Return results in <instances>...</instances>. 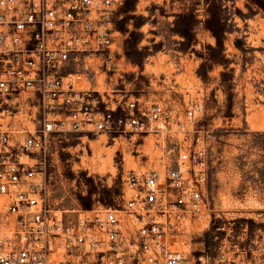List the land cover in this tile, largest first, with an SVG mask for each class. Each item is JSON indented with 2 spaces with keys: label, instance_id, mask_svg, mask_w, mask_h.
Wrapping results in <instances>:
<instances>
[{
  "label": "built area",
  "instance_id": "obj_1",
  "mask_svg": "<svg viewBox=\"0 0 264 264\" xmlns=\"http://www.w3.org/2000/svg\"><path fill=\"white\" fill-rule=\"evenodd\" d=\"M122 2L0 0L1 110L20 112L0 120V264H210L189 231L204 207L214 136L200 122L203 101L95 85L118 64ZM55 131L149 138L162 167L129 168L112 204L59 209L35 168Z\"/></svg>",
  "mask_w": 264,
  "mask_h": 264
},
{
  "label": "rangeland",
  "instance_id": "obj_2",
  "mask_svg": "<svg viewBox=\"0 0 264 264\" xmlns=\"http://www.w3.org/2000/svg\"><path fill=\"white\" fill-rule=\"evenodd\" d=\"M115 26L118 64L97 73V87L204 103L214 136L193 244L210 264H264V0H123ZM3 105L1 121L20 115ZM132 137L53 132L35 167L49 203L112 204L129 168L162 167L152 140Z\"/></svg>",
  "mask_w": 264,
  "mask_h": 264
}]
</instances>
